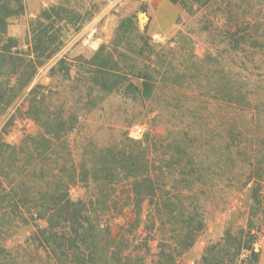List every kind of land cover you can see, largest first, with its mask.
<instances>
[{"label":"trees","instance_id":"trees-1","mask_svg":"<svg viewBox=\"0 0 264 264\" xmlns=\"http://www.w3.org/2000/svg\"><path fill=\"white\" fill-rule=\"evenodd\" d=\"M64 1L68 4L70 0ZM171 1L180 3L189 11L196 5L190 0ZM97 9L94 0H86L84 13L80 16L82 24L91 20ZM69 10L53 7L51 13L44 12L34 23V50L20 52L17 48L14 50V39L7 37L6 33L9 20L24 13V0H0V109L6 111L28 91L24 114L39 128L35 134L23 137L17 145L0 138V260L11 257V253L2 246L3 236L13 228L32 224L35 230L31 242L37 243L45 255L50 256L53 264H146L145 255L151 249L159 250L156 264H178V256L194 246L205 223L197 205L192 203L196 207H187L180 204V200L174 202L163 191L169 180L179 182L174 175L178 172L184 176L189 191L187 195H190L196 185L203 184L204 169L209 171L210 168L202 160L179 159L180 155L188 152L182 142L171 140L168 148L180 152L170 155L164 165L174 173L163 168L157 170L154 166L156 160L151 156L156 139L152 133H147L138 141L127 135L118 140L110 139L101 146L98 140L85 133L84 153L79 163L70 144L73 134L82 133L80 128L86 122L87 114L108 96L123 88L133 96H153L155 78L137 63L138 59L146 57V53L151 56V48L146 49L148 44L133 50L136 60L132 59L125 69L105 48L86 61L89 70L86 71V83L90 90H97L102 95L98 99L92 94L85 97L81 94L71 100L72 104L64 101L56 106L46 94L47 87L38 84L29 89L44 61L62 49L64 41L58 35L62 28L53 30L56 22L65 21ZM260 19L263 20L254 16L229 20L226 42L231 60L243 61L240 58L243 56L244 62L260 63L257 75L252 74V69H245L250 78L247 76L244 81L238 80L233 68L235 63L228 69L224 103L231 115L240 112L255 118L264 112V58L260 54L264 52V40L260 34ZM62 63L66 62H59ZM131 76L139 83L134 84ZM23 102L13 114H9L5 127L22 112ZM90 105L92 107L88 108ZM227 133L233 143L230 142L228 147L229 161L233 162V154L246 160L241 167V175H248L246 186L253 183V206L261 209L259 180L264 178V147L258 145L262 150L258 157L256 146L264 143H261L264 132L255 124L237 125L233 121ZM256 160L260 161L255 163ZM247 167L248 171L245 170ZM256 171L260 173V178L254 176ZM78 184L86 187V195L74 201L70 197V189ZM118 187L124 188L123 194L118 193ZM174 206L181 214V223L174 226L170 222L174 216L169 215L173 229L165 232L166 240L155 244L154 238L150 242L147 238H137L138 234L133 233L146 223V228L151 229L148 237H154L152 233L156 224L164 220L163 209L172 211ZM118 207L122 208V213L131 209L134 219L126 214L112 218L111 214ZM129 227L132 229L128 230ZM256 239L257 235L251 229L235 234L227 232L221 242L205 250L198 264H239L245 253H249L245 262L257 264Z\"/></svg>","mask_w":264,"mask_h":264},{"label":"rangeland","instance_id":"rangeland-1","mask_svg":"<svg viewBox=\"0 0 264 264\" xmlns=\"http://www.w3.org/2000/svg\"><path fill=\"white\" fill-rule=\"evenodd\" d=\"M85 1L70 0L66 4L64 0H24V13L9 20L6 33L7 37L14 39V50H34L35 21L44 12L51 13L53 7L70 9V14L66 19L64 17L65 21L56 22L53 30L62 28L58 34L64 41L62 49L44 61L29 88L38 84L47 87L46 94L56 106L64 101L72 104L71 100L81 94L84 97L92 94L96 99L102 97L97 90H90L89 84L86 83V71H89L86 61L91 60L102 48L110 51L119 66L124 69L135 59V48L147 44L146 49L151 48V56L146 53V57L138 59L137 63L155 78L156 88L153 96H133L123 88L100 102L97 108L87 114L86 122L80 128L82 133H75L70 137L76 162L79 163L83 157L85 133L86 136L98 140L101 146L111 141L110 139L118 140L126 135L131 138L130 133L139 125L145 130L144 136L147 133L156 136V145L152 146L151 153L156 160L155 168L174 173L164 164L170 155L179 154L180 150L175 152L174 148H168V144L171 140L182 142L188 154L177 156L179 159L202 160L210 169H204L203 184L196 185L191 193L197 194L196 197L187 195V183L184 176L178 172L174 175L179 182L172 183L173 181L169 180L164 188L163 194H168L174 202L180 200L178 202L186 204L187 207L192 203L197 205L205 223V228L194 246L178 256V264H198L202 261L205 250L221 242L227 232L235 234L240 230L249 229L257 235L254 244L258 256L257 264H264V175L263 179H258L262 201L261 209H258L252 202L253 183L246 186L248 175H241V167L246 160L233 154L234 163L229 161L228 147L231 141L227 135L233 121L237 125L248 122L252 126L255 124L264 132V112L257 114L255 118L240 112L231 115L224 103L227 71L232 68V63H235L233 68L238 74V80L243 81L247 76L250 78L245 69L250 68L252 74L257 75L260 68L259 62H244L243 56H240L243 61L231 60L226 42L229 20L254 16L264 20V0H200V3L190 0L196 4L192 11L171 0H94L98 9L91 20L82 24L80 16L84 13ZM263 20L260 34L264 40ZM68 28H71L70 31H64ZM94 41L99 44L97 49L93 48ZM260 54L261 58H264V52ZM61 61L66 63L59 64ZM130 78L134 84L139 83L135 77ZM27 92L6 111L0 109V138L9 144L17 145L23 137L39 130L24 114ZM22 102V112L5 127L10 118L9 114H13ZM258 145L264 147V143L255 145L259 157L262 150ZM258 161L260 160L255 163ZM245 170L248 171V167ZM254 176L261 177L257 171ZM256 178L254 180H257ZM117 190L118 193H124L123 187H118ZM85 195L86 187L82 184L70 189V197L74 201L83 199ZM121 209L120 207L115 210L111 214L112 218L126 214L134 219L131 209L123 213ZM175 210V206L172 211L163 209L164 220L156 224L152 233L154 237H148L151 229L146 228V223L133 233L138 234L137 238H147L150 242L154 238L155 244L166 240L165 232L173 229L170 222H173L174 226L181 223V214ZM169 215L174 217L170 218ZM131 229L129 227L128 230ZM34 230V226L30 224L13 228L9 234L4 235L1 243L11 253V257L0 260V264H53L50 256H46L37 243L31 242ZM158 252L156 249L148 251L145 263L156 264ZM248 256L249 253H245L239 264H249V261L245 262Z\"/></svg>","mask_w":264,"mask_h":264},{"label":"built area","instance_id":"built-area-1","mask_svg":"<svg viewBox=\"0 0 264 264\" xmlns=\"http://www.w3.org/2000/svg\"><path fill=\"white\" fill-rule=\"evenodd\" d=\"M98 42L97 41H94L93 42V48L94 49H97L98 48ZM145 134V130L143 127L137 125L135 126L134 130L130 133V137L134 140H139L141 139Z\"/></svg>","mask_w":264,"mask_h":264}]
</instances>
